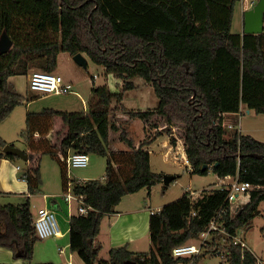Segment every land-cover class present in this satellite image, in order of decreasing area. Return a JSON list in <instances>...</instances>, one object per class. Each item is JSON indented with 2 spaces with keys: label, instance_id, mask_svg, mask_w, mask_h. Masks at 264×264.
<instances>
[{
  "label": "trees",
  "instance_id": "1",
  "mask_svg": "<svg viewBox=\"0 0 264 264\" xmlns=\"http://www.w3.org/2000/svg\"><path fill=\"white\" fill-rule=\"evenodd\" d=\"M239 2L0 0V41L4 35L12 41L7 52L0 47V123L26 101L11 89L9 78L27 75L33 68L55 72L60 53L85 54L125 82L120 92L105 85L94 88L86 112L51 108L28 112L21 133L30 145L26 153L29 168L20 171L29 195L39 193L42 183L38 154H49L58 161L65 191L70 181V152L107 157L104 180L71 181L75 195L89 208L87 214L73 216L69 222L71 250L86 264L103 263L98 236L105 215L113 213L124 196L144 188L151 190L163 182L164 175L152 171L150 153L145 149L162 132L142 141L137 149L121 132V140L133 151L109 149L110 132L120 131L111 120L113 102L120 104L124 92L134 89L135 78L153 85L158 105L146 111L123 108L125 114L145 121L160 117L167 125L163 130L167 134L170 126L183 125L193 174L206 176L211 170L219 178L239 177L252 187L248 202L236 213L226 202V186L204 193L194 203L185 194L186 199L151 215V251L112 248L109 264L128 260L138 264L189 263L190 258H175L174 248L199 239L223 206L221 228L210 233L211 239L206 240L193 264L203 254L223 255L229 264H258L255 254L233 238L260 213L264 201V142L242 133L227 137L223 118L224 114L238 113L242 105L264 113V33L232 32ZM7 144L0 137V147ZM0 156L14 161L19 158L5 153ZM38 240L30 199L19 205L0 202V248L30 263Z\"/></svg>",
  "mask_w": 264,
  "mask_h": 264
},
{
  "label": "rangeland",
  "instance_id": "2",
  "mask_svg": "<svg viewBox=\"0 0 264 264\" xmlns=\"http://www.w3.org/2000/svg\"><path fill=\"white\" fill-rule=\"evenodd\" d=\"M246 4V0H240ZM238 3L235 9L234 19L232 22V32L234 34H242V18H241V3ZM258 2V1H257ZM87 66H81L75 62L73 56L69 53H61L58 58V66L55 73L62 75L65 80L72 81L73 88L67 94H50L43 95L38 94L30 88V74L39 69H33L27 75H17L14 76L12 81L11 89L21 95L26 99L23 105H20L14 109L12 114L0 123V137L5 140L9 145H13L21 151L27 153L30 150L29 142L21 136V133L26 128V112H41L46 108L57 109L60 111L68 112H78L84 109L90 108V103L93 99V90L99 86H107L111 91L120 90L122 91L124 86V81L117 78L115 75L111 74L108 76L106 68L103 65L94 63L88 56ZM96 76V78H94ZM120 81V84H119ZM134 81L140 82L141 87L136 86L134 90L125 91V97L123 102H121L124 107L132 110H147L148 108L156 105L157 96L153 91V85L146 82L141 78H135ZM10 83V81H9ZM136 84V83H135ZM150 85L148 89H145L147 85ZM113 92V91H112ZM144 92V93H143ZM121 103L119 106L117 102L114 101L112 105V119L118 112H123ZM249 111V112H248ZM124 113V112H123ZM243 115L240 114L233 115L229 121L235 126L234 128L226 127L227 137L235 133L243 132V134L251 135L255 139L264 142V113H256L255 110L249 109L243 106ZM158 120L164 124V120L160 117H156ZM139 119V118H138ZM116 122V121H115ZM138 124V123H137ZM181 125V124H180ZM58 126L61 123L58 122ZM171 127L170 135H175L178 138L184 140V128L183 125L178 127V125H173ZM169 127V128H170ZM143 130V128H142ZM134 131H141V127L136 125ZM153 135V134H152ZM153 137V136H152ZM134 138H139L135 134ZM169 140L167 134L160 135L157 140H155L151 146L150 150L152 153V171L165 174L175 175L176 179L171 182V184L164 190V183H157L155 186L149 190L144 188L139 191L138 195H133L132 197L123 198L125 203H129L130 200L134 204L137 201H142L148 207H150L154 213L161 210L163 207L168 205H174L186 199L185 194H188L191 200L196 202L204 193L218 188L220 179L217 174L210 170L209 174L202 176L199 174H193L192 168L187 158L179 159L175 161V154L173 149L168 155H166V146L164 142ZM2 148L0 147V150ZM184 151V150H183ZM185 152V151H184ZM183 152V153H184ZM179 153V152H178ZM40 158V172L42 183L40 186L39 195L32 199L31 211L37 212V210L42 207L41 194L42 190L49 191L54 189L57 185L56 182H61L59 178L61 177V168L58 161L49 154H38ZM16 164H20L22 168H29V160H22L18 158L15 160ZM107 168V157H102L97 154H89L88 166L85 168H72L69 170V175L72 179H85V180H103ZM57 175V180L55 178ZM233 181V180H231ZM41 193V194H40ZM150 193V194H149ZM61 197L64 192L60 191ZM193 194V195H192ZM27 200V199H26ZM249 200V196H242L241 199L231 205L232 213H236L240 207L246 204ZM9 201V200H8ZM7 200L0 199L2 204H9ZM11 203L13 201H10ZM17 204L16 201L13 202ZM260 213L249 222V224L238 232L239 239L246 243L247 247L255 256L262 261H264V201L261 202L259 206ZM57 220L61 231L66 230L63 228L62 218H65L64 212H56ZM108 222L106 221V229ZM242 235V236H241ZM68 237V235H67ZM236 237V238H238ZM211 239V236L207 238V241ZM235 239V238H234ZM57 239L51 237L46 240L39 239L34 247V253L32 261L26 264H43L50 263L53 264L55 260L57 262H67L69 261V255L71 249H66V254H60V246L64 247L67 242H56ZM201 238L197 240H190L188 243H199ZM105 248L101 250L99 255V260H106L109 264V244L107 242ZM112 247V246H111ZM114 247V246H113ZM153 244L151 242H143L139 249L145 251H151ZM19 259V258H18ZM14 255L7 249H0V264H14ZM66 263V264H67ZM55 264V263H54ZM63 264V263H62ZM197 264H229L223 255H212L206 254L199 257Z\"/></svg>",
  "mask_w": 264,
  "mask_h": 264
},
{
  "label": "crops",
  "instance_id": "3",
  "mask_svg": "<svg viewBox=\"0 0 264 264\" xmlns=\"http://www.w3.org/2000/svg\"><path fill=\"white\" fill-rule=\"evenodd\" d=\"M258 0H246V4L244 2L241 3V18H242V32H243V24H244V14L247 10L251 9ZM61 54V53H60ZM59 54V55H60ZM86 56L85 54H83ZM59 58V57H58ZM36 69V68H33ZM30 72H32V70ZM111 74H108L110 76ZM17 76V75H16ZM14 76L9 78L10 81V86L12 85L11 79H13ZM111 77V76H110ZM67 82H71L69 80H66ZM136 83V84H135ZM120 84V81H119ZM136 86H143L140 84L138 81H134V89ZM150 85L148 84L145 89H148ZM132 89V90H134ZM113 92H120V90H112ZM130 91V90H129ZM154 91V88H153ZM144 93V92H143ZM155 93V91H154ZM124 93V97H125ZM124 99V98H123ZM123 102V101H122ZM119 106V104H117ZM122 107L124 105L121 103ZM158 105V98L156 101V105H154L149 109H155ZM243 106L242 105L240 108V111L238 113H227L223 115L224 118V126L229 127L230 125L232 127L229 128H234L235 126L229 121L230 118H232L233 115L237 114H242L243 112ZM246 107V106H245ZM126 108V107H124ZM128 109V108H126ZM57 110V109H56ZM130 110V109H128ZM134 110V109H132ZM144 111L141 109H137L134 111ZM83 111H88V109H84ZM146 111V110H145ZM29 112V111H28ZM26 112V113H28ZM249 112V111H248ZM111 115V120L116 123V125L120 128V131H111L110 132V137H109V149L110 151H115V152H121V151H133V148H130L125 141L121 140L120 138V133L125 132L129 138L132 139L134 149H137L140 145V143L144 140H149L152 138V136H155L158 132H162L161 135H165L163 130L167 128L166 123L162 124L158 118L153 117L148 121L138 119V118H131L128 114H125L123 112H118L114 119H112ZM138 123V124H137ZM138 125L141 127V131L138 134V131H134V127ZM178 127H181L178 125ZM143 128V130H142ZM243 134V132H240ZM135 134L139 136V138H134ZM153 134V135H152ZM168 135L167 141L164 142V146H166V155L171 152L173 149V152L175 154V161H178L179 159L182 158H187L186 156V147L183 139L178 138V140L175 138V135ZM228 136V134H227ZM172 138L176 140L175 144L172 143ZM157 140V139H156ZM263 142V141H262ZM153 143V142H152ZM151 143V144H152ZM145 147V149L150 153V163H151V168H152V153L150 150V146ZM185 152H184V151ZM179 152V153H178ZM184 152V153H183ZM0 153L3 152V148L0 150ZM73 152H70L69 155H71ZM28 155V154H27ZM187 162L188 159H187ZM190 164V163H189ZM18 166L21 167L20 164H16L14 160H11L10 158L7 157H2L0 156V199H5L9 200L8 202L11 203L10 201H16L17 204H14L13 202L11 204L14 205H19L23 204L27 198L30 199V203H32V199L35 198L37 195H29L28 193V183L25 180H22L20 178V171H18ZM22 168V167H21ZM24 169V168H22ZM157 173V172H156ZM106 174V172H105ZM57 175H55V178L57 180ZM68 177L70 179L69 185L67 188V191L64 190L63 183H62V176L59 178L61 182H56V184H61L59 188L56 187L54 189H50L49 191H45L44 189L42 190L41 194V202H42V207L40 208H48L53 210L55 213L57 211L59 212H64L65 213V218H62V224L63 228L66 226V230L63 232L61 231V234L59 236H54L53 238L57 239L56 242H67V244L62 247L60 246V254H66L65 248L66 249H71L70 247V218L75 216L78 217L82 215L79 211L80 207V202L78 201L75 193H74V184L71 182L72 180H77L78 182H86L88 180L85 179H72L70 175L68 174ZM219 178V177H218ZM235 177H225V178H219L220 183L218 184V187H221L222 185H227L230 184L234 180ZM105 179V175L103 176V180ZM64 192V195L61 197L60 191ZM69 193L71 194V198L69 200L65 199V194ZM139 192L134 193V194H128L132 197H135L133 195H138ZM128 195L124 196L123 198L128 197ZM121 200V202L115 207V210L113 213L105 215V217L102 220L101 224V229H100V234L98 236V242L101 243L103 246V249L106 246L107 242L109 245V252L112 248H117V247H127V249L131 252L134 253H140V252H149L145 251L142 249H139L140 246L143 244V242H151V237H150V219L151 215L154 213V211L148 207L145 203H142V201H137L134 204L130 200L129 203H125L124 200ZM39 208V209H40ZM38 211V210H37ZM33 217L35 218L37 216V212H33ZM106 221L108 222L107 224V229H106ZM68 235V237H67ZM51 238V237H49ZM48 239V238H46ZM46 239H41V240H46ZM152 243V242H151ZM246 245V243H245ZM112 246V247H111ZM114 246V247H113ZM246 248L248 249L247 245ZM4 249V248H0ZM8 250V249H7ZM10 251V250H9ZM11 255H14L12 251ZM110 255V254H109ZM15 262L14 264H26V261L19 257L14 256ZM259 262H262L264 264V261L261 259L257 258ZM102 264H107L106 260H102ZM55 264H66L67 262H57L55 260ZM53 263V264H54ZM43 264H50V263H43ZM67 264H86L84 260L81 258L79 253L77 251H71L69 255V261Z\"/></svg>",
  "mask_w": 264,
  "mask_h": 264
},
{
  "label": "built area",
  "instance_id": "4",
  "mask_svg": "<svg viewBox=\"0 0 264 264\" xmlns=\"http://www.w3.org/2000/svg\"><path fill=\"white\" fill-rule=\"evenodd\" d=\"M264 33V32H263ZM96 78V76L94 77ZM30 88L38 94L50 95V94H67L73 88L71 82H67L65 78L55 72H46L42 70H35L30 74ZM229 127H232L231 125ZM89 155L82 152H75L69 155L67 160L68 170L72 168H85L88 166ZM23 170L18 166V171ZM22 180H25L23 178ZM229 188V193L226 198V202L234 204L239 201L242 196L248 194L249 189L252 187L248 182H241L239 177H235L234 180L227 185H222ZM193 195V194H192ZM77 197V196H76ZM71 194L66 193L65 199L69 200ZM78 201L80 199L77 197ZM226 207H222L219 212L210 221L207 231L200 235L201 242L199 243H186L174 248L172 254L175 258H190V262L186 264H193L194 259L198 256L203 249V246L210 236L212 231H217L221 228L222 223L220 222L222 214L225 213ZM79 211L82 215L87 214L89 208L82 205L80 202ZM193 216L196 212L192 213ZM34 227L36 235L39 239H46L49 237H56L61 234V229L57 220L56 213L48 208H40L37 211V216L34 218ZM242 236V235H241ZM238 237V236H236ZM234 237V242L240 244L243 248H246L243 240ZM258 264H263L258 261Z\"/></svg>",
  "mask_w": 264,
  "mask_h": 264
},
{
  "label": "water",
  "instance_id": "5",
  "mask_svg": "<svg viewBox=\"0 0 264 264\" xmlns=\"http://www.w3.org/2000/svg\"><path fill=\"white\" fill-rule=\"evenodd\" d=\"M264 32V0H258V2L244 14V24H243V34H253L259 35ZM12 45V41L7 35H4L0 41V47L2 52H7ZM75 62L81 66H87V59L82 53H78L73 56ZM5 154H11L19 157L22 160H28L29 156L16 148L13 145L7 144L3 148ZM253 157L261 158L259 154H251ZM208 165H205L204 168H207ZM176 179L175 175L165 174L163 177L164 187H168L171 182ZM125 264H138L136 261L128 260Z\"/></svg>",
  "mask_w": 264,
  "mask_h": 264
}]
</instances>
